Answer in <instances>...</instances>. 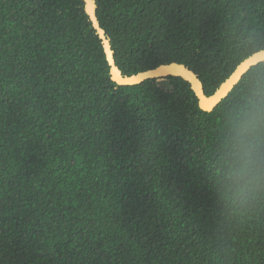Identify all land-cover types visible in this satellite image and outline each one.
Returning <instances> with one entry per match:
<instances>
[{
  "label": "trees",
  "instance_id": "16d2710c",
  "mask_svg": "<svg viewBox=\"0 0 264 264\" xmlns=\"http://www.w3.org/2000/svg\"><path fill=\"white\" fill-rule=\"evenodd\" d=\"M94 1L124 76L179 63L209 96L264 49V0ZM258 81L210 112L180 77L118 85L83 0H0V264H264V123L229 171Z\"/></svg>",
  "mask_w": 264,
  "mask_h": 264
},
{
  "label": "water",
  "instance_id": "95a60500",
  "mask_svg": "<svg viewBox=\"0 0 264 264\" xmlns=\"http://www.w3.org/2000/svg\"><path fill=\"white\" fill-rule=\"evenodd\" d=\"M85 12L88 15L92 26L101 40L103 50L110 67V75L112 81L118 85L130 86L141 83L147 79H154L166 76L180 77L189 83L192 91L194 92L199 108L203 111H212L224 99L232 88L241 80L242 76L253 66L264 61V49L255 52L251 56L244 59L237 65L235 70L230 76L224 80L218 89L211 95H205L202 84L197 78L196 74L188 69L185 65L179 63H169L159 65L154 69L139 72L134 75L124 76L115 65L112 50L110 48L109 40L105 36L104 30L100 27L96 17L95 9L96 4L94 0H83Z\"/></svg>",
  "mask_w": 264,
  "mask_h": 264
},
{
  "label": "clouds",
  "instance_id": "9594fccd",
  "mask_svg": "<svg viewBox=\"0 0 264 264\" xmlns=\"http://www.w3.org/2000/svg\"><path fill=\"white\" fill-rule=\"evenodd\" d=\"M245 108L248 111L244 112L247 120L244 121L243 126L248 130L242 133L239 145L246 151L243 156H238L229 163L230 173L241 178L250 172L253 166H262V162L251 158L252 152L255 150L253 141L258 139L257 136L251 133L259 129L261 124L264 123V81H258L251 95L245 98Z\"/></svg>",
  "mask_w": 264,
  "mask_h": 264
}]
</instances>
